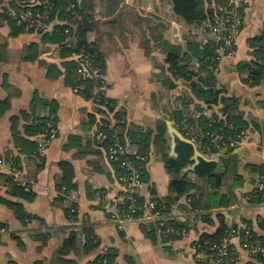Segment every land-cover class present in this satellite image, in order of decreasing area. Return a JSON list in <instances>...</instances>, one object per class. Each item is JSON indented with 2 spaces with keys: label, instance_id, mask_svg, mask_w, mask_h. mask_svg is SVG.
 I'll return each mask as SVG.
<instances>
[{
  "label": "crops",
  "instance_id": "0c3cea01",
  "mask_svg": "<svg viewBox=\"0 0 264 264\" xmlns=\"http://www.w3.org/2000/svg\"><path fill=\"white\" fill-rule=\"evenodd\" d=\"M78 1L92 17L87 39L105 58L106 95L114 101L116 110L123 111L128 128L131 124L156 128L158 122H165L169 155L177 156L170 149L172 139L167 122L180 129L174 112L182 107L179 91L187 92L193 99L190 107L197 117L204 112L203 109L198 111L197 105L202 104L201 108L211 105L194 97L191 82L184 77L175 79L173 89L165 86L163 80L169 73L167 51L189 53L188 40L197 36L202 41V36L208 33L202 26L188 25L175 13L172 0ZM6 3L7 0H0V99L9 97L10 91L19 92L11 98L10 107L0 113V158L9 149L18 152L13 142L11 117L30 108L35 92L45 99L57 100L59 106L58 135L43 152L41 161L36 157L27 160L22 155V168L15 171H11L8 163H0V219L6 224L1 230L0 264H56L57 250L63 240L71 229L83 225L94 228L100 244L86 251L81 243L77 251L65 255L79 264H89L109 247L118 253L111 264H201L195 257L194 241L204 233H215L222 223L228 227L246 223L264 237L261 225L264 197L260 201L251 197L256 188L264 192V103L261 102L264 97H260L264 94V81L256 86L247 85L243 78L248 72L237 68L239 61L250 58L247 39L258 34L264 23V0H248L236 52L222 60L217 75V86L224 88L226 95L241 99L239 112L248 121L247 136L235 149L211 155L198 146L203 155L214 159L215 168L206 177L198 176L192 169L184 170L185 167L181 170V176L187 175L196 183L189 191L195 192L196 197L189 193L175 194L176 200L169 211L173 216L171 228L167 233H157L154 238L143 228L148 223L131 221L120 227L102 207L105 200L120 193L115 170L94 138L102 114L91 99L68 86L63 75L48 77L47 63L61 66L63 61L59 46L43 41L38 32L13 30L1 13ZM35 42L39 44V56L33 61L26 60L29 45ZM7 84L14 88L9 90ZM220 106L217 105L216 110ZM90 113L97 114L96 122L91 123ZM25 123L22 119L21 130ZM71 135L81 138L69 146ZM148 151L149 176L142 193L146 197L155 194L165 198L170 193L173 175L154 147ZM63 160L69 161L75 172L77 188L70 192L69 200L78 204L76 220L66 216L64 205L69 200H56L61 193L57 185ZM257 166H262L263 172ZM8 175L28 184L34 197L25 199L15 195L14 181L9 180ZM89 188L92 192L97 190L93 197L88 193ZM7 201L23 203L26 211L35 217L24 224ZM180 222L185 224L182 230L177 226ZM41 232L50 233L46 242L35 238L34 235ZM14 235L23 240V246ZM233 244L243 257L241 263L250 262L240 240L235 238Z\"/></svg>",
  "mask_w": 264,
  "mask_h": 264
},
{
  "label": "trees",
  "instance_id": "16d2710c",
  "mask_svg": "<svg viewBox=\"0 0 264 264\" xmlns=\"http://www.w3.org/2000/svg\"><path fill=\"white\" fill-rule=\"evenodd\" d=\"M56 7L50 11V17L55 19L53 27L50 29H43L41 27L30 28L27 24L20 22L16 18L9 15V10H16L23 6L22 0H7L5 8L1 11L4 20L8 21L13 30L18 32L22 31H37L42 35L43 41L49 43H55L59 46V54L63 58L61 66L57 63H47V75L49 78H56L61 75L64 76L65 83L72 88H77L81 91L82 95L87 99L93 98L94 105L96 106L98 113L102 114L98 129H104L106 132H110L112 129L109 127L111 118L115 121V127L125 131V134L131 137L132 141L137 145L139 150L143 153L149 154V148L154 147L161 157L165 161L167 170L173 175L170 181L169 190L170 193L165 198L157 197L154 194V199L157 201V206L162 207L163 211H170L171 203L176 200L175 194L189 193L192 187H196V183L187 177V175L181 176V170L192 164V155L194 154V147L191 143L186 141L177 140L176 152L177 156H170L168 152V139L166 136V124L163 121L158 122L156 128H146L142 125L131 124L128 128L125 124L124 113L122 110H116L114 101L107 95H94L92 93L93 87L96 85L95 80L92 78H81L77 73L80 66V60L75 58L73 54L80 52L82 49L89 51L92 55L93 63L100 67L102 72H105V58L104 55L98 51V48L94 43H91L87 39L89 31L92 29V17L88 15L82 8L81 3L78 0H56ZM172 0L175 13L178 14L188 25L190 26H202L205 32H210V26L219 21L221 15H223V6L227 0ZM213 1L214 7H209V4ZM230 1V0H229ZM72 3L75 7L72 10H67V7ZM248 0H245V5L240 8V14L242 16L244 25L245 11ZM69 29L70 34L73 36L74 42L72 45H68L66 40V29ZM248 45L253 53L252 59L241 60L237 64V68L240 71H248V75L243 78V81L250 86H256L264 81V23L258 34L250 36L247 39ZM216 42L213 39H208L207 42L199 41L197 36L188 40V50L184 55H181L177 51H167L166 61L168 63V74L164 77V84L167 88L173 89L176 85L175 79L184 77L187 80L192 79L191 89L195 98L201 99L206 104L218 103L226 118L222 119L218 115L208 117L202 115L197 117L192 113L191 101L189 96L179 97L182 101V107L174 110L175 119L180 126L181 131L186 134L183 126H195L199 127L201 131L206 130H225L233 132L236 128L238 130L249 126L248 121L239 113L240 99L236 95L221 94L225 92L224 88L217 87V75L215 69L218 65V52L216 50ZM237 47V46H236ZM2 46H0V49ZM39 56V44L33 43L29 45L28 54L26 60H36ZM196 61L197 67L194 65ZM166 71V70H165ZM170 74V75H169ZM84 85V86H83ZM9 90L14 88L11 84L6 85ZM11 87V88H10ZM17 92H9V97L0 99V113L5 112L11 105V98ZM59 103L57 100H49L43 98L39 92H35L33 95L31 106L29 109L22 110L19 114L11 117L12 130H13V142L18 152H12L10 149L5 154L4 158L6 162L10 163L12 168H22V155H25L27 160L33 159L38 151L39 140L46 137V133L51 127L57 128ZM201 105H197L196 109H199ZM202 107V106H201ZM202 110V108H201ZM91 123L97 121V114H89ZM24 119L26 123L23 125V130L19 128L21 120ZM235 127V128H234ZM97 129V130H98ZM97 132V131H96ZM238 132V131H237ZM80 135H71L69 137L70 146L77 140H80ZM95 141L105 150L107 155V147L111 144V139L104 142H100L95 136ZM43 154H40V161ZM109 160V159H108ZM32 161V160H31ZM114 170L115 177L121 173V168L117 162H111ZM149 165V164H148ZM215 168V162L201 160L199 164L195 166L193 170L198 176L206 177ZM258 169L263 172L262 166H257ZM61 177L59 179L57 187L61 193L57 196L56 200L64 202L69 200L70 192L77 188V183L74 181L75 172L72 164L67 161H61ZM148 167L143 170L144 180L148 179ZM8 179L14 181L13 193L15 195L22 196L25 199H32L34 194L28 184H25L21 180H14V176L8 175ZM104 190V189H103ZM97 190L88 189L90 197L95 195ZM102 191V189H101ZM152 193H154L152 191ZM192 194L193 198L196 197L195 192ZM251 197L260 201L264 197L263 190L256 188ZM194 200V199H193ZM141 201V198H140ZM67 202V201H66ZM128 201H124L126 205ZM7 204L13 208L16 216L24 223L32 220L35 215L29 213L24 208L23 203L17 201H7ZM195 204V203H194ZM66 216L69 219L76 220L78 214V204L69 200L64 205ZM171 220L169 221V223ZM261 225L264 227V219L261 221ZM182 228L184 223L177 224ZM6 227L5 222L0 219V237L1 230ZM145 232L151 237H156L158 234L165 233V225H160L158 222L145 224L143 226ZM225 223H222L220 227L213 234H202L199 239L194 241V245L201 244L208 246L206 252L211 253L213 250L210 246L214 242H219L224 236L226 229ZM253 230V229H252ZM173 234V233H172ZM252 243L264 248V237L259 236L253 230ZM173 235H176L174 233ZM19 243L23 246V240L14 235ZM35 238L46 242L50 238L49 232H41L34 235ZM84 237V242L82 241ZM172 236V235H171ZM84 243L86 251L93 250L97 247L99 237L95 233L92 226L83 225L79 228H73L67 238L63 240L57 250V262L56 264H79L77 260L65 257L71 251H77L79 244ZM117 250L114 248H107V250L97 255L89 264H111L114 263L117 257ZM250 262L241 264H264V251H259L250 255ZM203 264H216L211 261L210 258L203 260ZM228 264V263H227Z\"/></svg>",
  "mask_w": 264,
  "mask_h": 264
},
{
  "label": "built area",
  "instance_id": "2783aa9c",
  "mask_svg": "<svg viewBox=\"0 0 264 264\" xmlns=\"http://www.w3.org/2000/svg\"><path fill=\"white\" fill-rule=\"evenodd\" d=\"M23 6L19 9H10L9 15L16 18L20 22H24L31 27L49 28L52 23L58 20L50 17V11L56 7V0H22ZM245 4V0H230L229 7L225 8V16L219 18L222 20L210 26V33L216 35V42L220 48L227 49L233 54L236 52V34L238 28L242 26L243 20L240 14V8ZM75 4L72 3L67 10H72ZM52 22V23H51ZM53 25V24H52ZM52 27V26H51ZM66 40L68 45L74 42L73 36L69 29L66 30ZM218 35L222 36L218 41ZM75 58L80 60V66L77 73L81 78H92L96 85L92 89L94 95H105L107 85L105 76L100 67L93 63L92 55L89 51L82 49L80 52L73 54ZM219 69V67H217ZM84 86V85H83ZM91 100L94 103L93 98ZM206 115V114H203ZM109 127L112 129L106 132L104 129H98L95 136L100 142L111 139V144L107 147V156L113 162H117L121 168V173L117 174V182L120 186V193L113 199H107L102 203V207L109 214V218L116 222L120 227L131 221H139L142 223L158 222L165 225V233H167L171 225L170 220L173 216L169 211H163L162 207L157 206V201L152 195L148 197L143 195V186L145 180L143 178V170L148 167L149 154L139 150L131 137L125 134L124 130L115 127V121L111 118ZM186 131L185 136L189 137L197 146L203 149L207 154H214L218 151L231 150L238 147L246 138L247 127L240 130L235 129L233 132L225 130H206L201 131L199 127L183 126ZM238 131V132H237ZM58 135V130L51 127L46 133V137L39 140L38 151L35 157L40 161V154L48 148L51 141ZM0 163H8L4 158H0ZM10 166V163H8ZM15 171V168H11ZM141 198V201H140ZM128 201L125 204L124 201ZM253 230L246 223L239 225H230L219 242H214L210 249L213 252L208 253V246L201 244L194 245L195 257L200 260L210 258L216 264H240L243 257L239 255L234 247L233 240L238 238L241 247L245 252V256H249L264 248L252 243Z\"/></svg>",
  "mask_w": 264,
  "mask_h": 264
},
{
  "label": "rangeland",
  "instance_id": "374dc122",
  "mask_svg": "<svg viewBox=\"0 0 264 264\" xmlns=\"http://www.w3.org/2000/svg\"><path fill=\"white\" fill-rule=\"evenodd\" d=\"M206 2H209L208 0L206 1ZM214 5V3H213V1L209 4V7H214L213 6ZM229 5H230V1L229 0H227L226 1V4H222V6H223V15H221V17L222 16H225V12H224V10H225V8H227V7H229ZM245 5V4H244ZM220 17V18H221ZM222 20H219L218 22H216V23H219V22H221ZM52 23V22H51ZM215 23V24H216ZM53 24V23H52ZM51 24V26L53 27V25ZM49 27V28H47V27H45V29H50V28H52V27ZM27 27H30V28H37V27H31V26H29V25H27ZM243 28V26H241V27H239L238 28V32H237V34H236V45H235V50H236V46H237V39H238V36H239V34H240V32H241V29ZM34 32H37V31H34ZM222 36H219L218 35V41H219V39L221 38ZM208 39H213L215 42H216V35H214V34H212V33H210V32H208V36H202V41L203 42H207L208 41ZM216 45H217V42H216ZM250 49H252V48H250ZM216 50H217V52H218V65H217V67H219V69H217V67H216V69H215V74L216 75H218V73L220 72V65H221V62H222V60L225 58V57H227V56H232L233 55V52L232 53H230L227 49H223V48H220L219 47V45H217L216 46ZM250 54V58H249V60L250 59H252V57H254L253 56V53L252 52H250L249 53ZM194 62V65L197 67V63H196V61H193ZM239 70V69H238ZM248 72V71H247ZM194 77H197V76H194ZM193 77V78H194ZM192 78V79H193ZM182 79V78H181ZM192 79H188L189 81H192ZM244 82V81H243ZM247 84V83H246ZM260 84H262V82L260 83ZM260 84H258V85H260ZM247 85H249V84H247ZM180 87L181 86H179V88L178 89H180ZM218 87V86H217ZM226 92H222L221 94H225ZM179 95L180 96H183V97H187V92H182V91H179ZM226 95V94H225ZM231 96H233V95H231ZM261 98H263L264 97V94H262V96H260ZM239 99H240V97H239ZM260 99V98H259ZM240 101H241V99H240ZM261 102H263L264 103V99L263 100H261ZM206 104V103H205ZM199 105H202V104H199ZM211 106H206V105H204L203 106V110H204V112H203V114H206L208 117H210V116H213L214 114H216V115H218L220 118H222V119H225L226 118V114H224L223 112H222V110H221V108H218L217 110H216V106L217 105H219L218 103H211L210 104ZM240 107V106H239ZM200 109H201V106H200V108L198 109V111H200ZM240 113V112H239ZM137 146V145H136ZM106 157H107V159H109V157L106 155ZM109 162L111 163V162H113V161H111L110 159H109ZM148 164H149V162H148ZM107 176H105V178H106ZM107 179V178H106ZM108 180V179H107ZM117 180V179H116Z\"/></svg>",
  "mask_w": 264,
  "mask_h": 264
},
{
  "label": "water",
  "instance_id": "95a60500",
  "mask_svg": "<svg viewBox=\"0 0 264 264\" xmlns=\"http://www.w3.org/2000/svg\"><path fill=\"white\" fill-rule=\"evenodd\" d=\"M167 125H168V132L170 133L171 139H172L171 145H170V149L172 153H175L177 155V152H176L177 139L191 143L194 147V154L192 155L193 163L186 166L184 170H188V169L194 170L195 166L199 164V162L201 161L200 158L208 160V161H214L213 158L203 155V153L199 150L196 143L193 142L189 137L185 136L184 133L180 129H178L176 126H174L170 121L167 122Z\"/></svg>",
  "mask_w": 264,
  "mask_h": 264
}]
</instances>
